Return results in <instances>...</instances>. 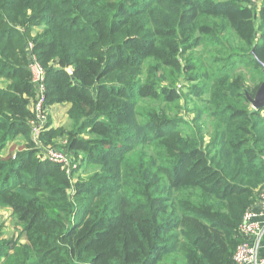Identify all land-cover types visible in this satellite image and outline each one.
<instances>
[{
    "label": "trees",
    "instance_id": "16d2710c",
    "mask_svg": "<svg viewBox=\"0 0 264 264\" xmlns=\"http://www.w3.org/2000/svg\"><path fill=\"white\" fill-rule=\"evenodd\" d=\"M256 1L0 0V208L25 239L0 227V264H236L264 186ZM32 56L47 107L71 106L43 155L13 143L32 141ZM57 136L76 169L46 158Z\"/></svg>",
    "mask_w": 264,
    "mask_h": 264
},
{
    "label": "rangeland",
    "instance_id": "374dc122",
    "mask_svg": "<svg viewBox=\"0 0 264 264\" xmlns=\"http://www.w3.org/2000/svg\"><path fill=\"white\" fill-rule=\"evenodd\" d=\"M254 7L257 8L258 10V16H259V22H261V12L264 13V0H259L254 2ZM35 58V60L37 61V63H39L42 67H44L41 62L38 60L37 57H33ZM30 63L28 64V69H29ZM239 67L241 66L238 65ZM239 73V72H238ZM240 73H242V75L245 77H247L248 80V86L251 85V72L245 70L244 66H241L240 69ZM46 81V80H45ZM7 81L5 80H0V88H6L7 86ZM46 87V85H45ZM45 102V101H44ZM43 102V103H44ZM37 99L36 101L32 102L30 105V109L33 112L34 116H35V121L31 122V136L34 133H39L37 134L38 136H40V133L44 132V131H52V130H60V129H67L69 126V121L67 122H63V123H57L56 120L54 121L55 117H54V111L52 106H48L45 104V109L43 110V112L38 113L35 109V106H37ZM193 105H190L188 108V112L186 113L185 111H183L181 114L182 116L185 115V117L187 118V122L188 123H184L183 126L184 128H188L190 122L193 121V119L195 118V114H193L192 110H193ZM53 115V116H52ZM61 121V120H60ZM200 124L202 126L205 127V129H210L208 123L206 122V120H201ZM50 126L49 129H47ZM38 136H32L31 137V142H28L27 139L18 136V138L13 142L16 143L18 145V147L20 148L19 150H24V149H35L38 150L39 154L43 155L41 153V150H44L42 145H41V149L38 148V145L40 146V143H42V141H39L36 143ZM68 138H64L61 136H57L54 138V144L51 145L50 147H48L50 150L55 151L54 149H58L61 150L62 152H64V156L66 157L68 164L72 163L71 162V158H73V154L68 153ZM54 149H51L53 148ZM18 152V150L15 152L14 156L16 155V153ZM8 153V152H7ZM47 155V159H48V155L50 154H46ZM65 168L67 166H64ZM11 209H7V208H0V227L3 233V238L7 241H18L20 243V245H24L25 244V239L21 236V229L20 226L17 223L16 218L13 216V213L10 211Z\"/></svg>",
    "mask_w": 264,
    "mask_h": 264
},
{
    "label": "built area",
    "instance_id": "2783aa9c",
    "mask_svg": "<svg viewBox=\"0 0 264 264\" xmlns=\"http://www.w3.org/2000/svg\"><path fill=\"white\" fill-rule=\"evenodd\" d=\"M34 56L31 57L29 71L32 73V82L36 86L37 90V106L35 109L38 113L43 112L45 109V80H46V69L42 67ZM72 73L71 70H69ZM44 102V103H43ZM37 133V132H36ZM34 133V136H38L39 133ZM39 137V136H38ZM48 159L52 163L63 164L67 166L68 171L76 169L78 167L77 162L68 164L65 154L62 152L52 151L49 152ZM260 203L261 210L255 212L253 208L249 209L243 218V222L240 226V234L244 239V242L240 244L236 250L234 260L236 264H264V258L260 259L257 256V250L250 246L247 241L251 237L257 236L263 229V225L258 223L255 218L260 215L264 216V186L259 191L258 201Z\"/></svg>",
    "mask_w": 264,
    "mask_h": 264
},
{
    "label": "crops",
    "instance_id": "0c3cea01",
    "mask_svg": "<svg viewBox=\"0 0 264 264\" xmlns=\"http://www.w3.org/2000/svg\"><path fill=\"white\" fill-rule=\"evenodd\" d=\"M52 107H54L53 108L54 111L53 115L55 117L54 121L56 120L57 123H63L69 121L68 113L71 108L69 104H56L55 106ZM253 210L255 212H259L261 210L259 202H256V204L253 206ZM255 220L263 225V229L259 235L248 239L247 243L257 250L258 258L263 259L264 258V216L258 215L255 218Z\"/></svg>",
    "mask_w": 264,
    "mask_h": 264
},
{
    "label": "water",
    "instance_id": "95a60500",
    "mask_svg": "<svg viewBox=\"0 0 264 264\" xmlns=\"http://www.w3.org/2000/svg\"><path fill=\"white\" fill-rule=\"evenodd\" d=\"M255 59L257 62L260 63L264 71V64L261 63L256 56ZM251 103L252 106L257 110L264 107V83L260 86L259 90L257 91L256 97L254 99H251Z\"/></svg>",
    "mask_w": 264,
    "mask_h": 264
}]
</instances>
